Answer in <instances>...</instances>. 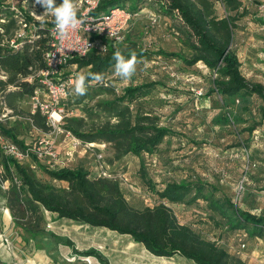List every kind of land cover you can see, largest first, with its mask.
Segmentation results:
<instances>
[{
  "label": "rangeland",
  "instance_id": "374dc122",
  "mask_svg": "<svg viewBox=\"0 0 264 264\" xmlns=\"http://www.w3.org/2000/svg\"><path fill=\"white\" fill-rule=\"evenodd\" d=\"M208 1L217 18L235 14L229 13L218 0ZM6 4L10 9L23 6L37 17L46 11H42L35 0L32 6L28 5V0H6ZM126 5L131 6V2ZM135 5L137 16L126 28L124 40L119 46L124 50H147L153 52L152 56L137 63L130 79L121 80L113 68L103 76L102 82L94 81L87 86L83 96L75 95L73 87L63 103L66 113L61 130L94 136L93 141L78 138L82 144L74 148L63 134H55L53 129L43 132L36 128L31 120L30 101L25 97L16 102V109L6 119L0 120V124L5 129H11L27 148L33 149L40 138L48 141L55 158L38 161L48 169L83 167L93 179L100 168L96 158V154L100 153L102 165L111 175L105 180L116 182L127 202L136 209L159 203L156 195L149 192L140 178L142 162L158 189L169 181L199 178L213 184L219 195L231 196L242 210L264 216L262 99L253 96L246 103L236 101V104L226 107L222 98L208 92L212 89V80L216 78L214 71L202 62L186 67L177 59L158 54L159 51L177 52L187 58L193 54L188 46L191 41L185 35L180 20L165 15V5L159 0H141ZM263 5L264 0H242V8H246L248 14L237 21L232 45L241 58L252 54L258 58L264 52V24L257 21L264 19ZM52 17L49 13L41 16L39 21L50 22ZM152 17L155 19L153 25L150 23ZM5 22L7 20L3 17ZM16 28L12 31L14 34L19 26ZM27 32L25 40L34 37L33 31ZM74 72L77 76L84 70L76 68ZM142 84L149 86L143 95L131 103L119 101L125 87ZM198 90H201V96L196 95ZM243 106L249 111L244 112ZM5 108L8 107L0 95V115L5 113ZM228 115L241 120L226 124L224 118ZM144 116L150 117L155 125L167 127L173 132L152 154L142 153L141 157H136L127 152L123 138L111 137L110 140L107 137L127 120L134 123L136 117ZM255 124L262 125L253 133L246 131ZM0 136L5 137L1 133ZM90 142L104 143L105 148L98 152L97 148L85 149L83 145ZM19 163L33 172L41 183L55 189H67V183L52 180L44 174L32 155ZM12 172L13 181L0 165L1 264H100L93 257L80 255V252L91 248L99 251L109 264H194L179 256L154 257L140 244L133 243L129 236L61 220L44 210H41L43 221L37 220V216L24 209L28 197L19 189L20 183L13 168ZM167 206L180 224L225 249L233 260L264 264V239L251 238L246 234L247 248L237 253L238 239L247 232L241 231L240 234L239 231H230L224 223L216 224L218 219H211L204 202L198 201L189 206L167 203ZM38 231L44 233L37 235L36 239L29 236L31 232ZM47 233L69 240L73 248L56 244Z\"/></svg>",
  "mask_w": 264,
  "mask_h": 264
},
{
  "label": "trees",
  "instance_id": "16d2710c",
  "mask_svg": "<svg viewBox=\"0 0 264 264\" xmlns=\"http://www.w3.org/2000/svg\"><path fill=\"white\" fill-rule=\"evenodd\" d=\"M76 0H74L75 2ZM138 1L141 0H101L91 15L99 18L109 10L116 7L127 8L132 14ZM165 5V15L175 17L183 24L184 33L190 39L188 46L193 53L187 58L181 53H167L159 51L158 54L177 59L186 67H192L202 62L209 70L214 71L216 78L212 80V89L209 94H216L223 99L224 104H236L239 100L246 103L253 96H258L264 103V85L249 82L241 70L239 55L233 49L234 31L238 27L237 21L248 14L242 8L241 0H218L229 13L226 17L217 18L213 15L212 5L208 0H159ZM131 2V6L126 5ZM34 0H28L32 6ZM62 0H56L57 6ZM133 4V5H132ZM41 10L45 11L42 5ZM243 9L240 11V9ZM17 17L32 26L35 35L30 41L24 40L18 49H12L6 41L14 36L17 29ZM3 17L7 22L3 23ZM47 20L35 21L29 10L23 6L10 9L6 0H0V95L10 110L16 109V102L22 98H29L33 88L39 83L37 79L31 82L27 78L44 66V54L48 49L47 35L52 23ZM264 24V19H259ZM119 50L126 58L132 52L136 53L137 61L148 60L153 52L140 49L124 50L121 46L109 45L106 53L100 54L96 50L90 51L84 58H76L70 62L77 69L84 70L85 74L99 73L103 76L114 68L113 54ZM95 80L88 79L86 87ZM148 84L129 85L123 89L119 101L131 103L143 95ZM244 112L249 109L242 107ZM264 116V106L261 109ZM32 124L43 132L50 127L45 118L38 112L31 115ZM135 122L129 120L122 123L114 133L107 137H121L125 140L127 152L136 157L142 153L152 154L162 143L165 137L173 134L164 126H157L151 118L136 117ZM241 119L228 115L224 118L226 124L236 123ZM262 124H255L246 131L253 133ZM0 133L26 149L24 142L18 140L11 129H5L0 124ZM76 138L93 141L94 136L79 134L74 131ZM38 168L52 180L67 183V189H55L49 184L38 181L27 167L14 159L5 156L0 147V165L2 170L13 181L14 174L20 183L19 189L28 197L24 209L43 221L41 210L55 214L59 219H66L81 225L93 228H103L118 235L129 236L133 243L140 244L154 257L172 258L179 256L190 260L194 264H245L241 260H233L229 253L219 248L214 242L203 239L198 233L186 225H182L172 213L169 204L193 205L198 201L206 204V210L212 215V220L218 219L216 224H225L230 231H246L251 238L264 239V216L242 210L229 195H219L217 188L199 178L179 182L169 181L158 189L155 182L148 176L143 163L139 167V175L150 193L156 195L159 203L153 207L136 209L127 202L116 182L104 178L90 179L89 173L83 167L73 169L62 167L48 169L38 164ZM216 216V217H214ZM30 232V231H29ZM44 232H31L30 237L35 238ZM243 234V233H242ZM56 244L70 246L69 240L47 233ZM75 253H79L76 252ZM83 257H93L100 264H109L107 259L95 249L80 252ZM1 264V262H0Z\"/></svg>",
  "mask_w": 264,
  "mask_h": 264
},
{
  "label": "built area",
  "instance_id": "2783aa9c",
  "mask_svg": "<svg viewBox=\"0 0 264 264\" xmlns=\"http://www.w3.org/2000/svg\"><path fill=\"white\" fill-rule=\"evenodd\" d=\"M101 0H76L75 5L78 9L77 16L83 22L77 26V28L71 30L68 39L61 42L56 35L55 21L52 23L48 35L47 45L48 49L44 54V66L34 71L27 80L29 82L32 79L38 80V85L33 88L32 94L28 98L30 101L31 115L38 112L45 118L46 124L53 129L55 134H63L68 139L72 146L75 148L81 145V141L73 136L69 131L61 130V122L65 116V108L63 103L70 95L72 88L74 87L73 81L76 78L74 70L75 65L70 62L76 58H84L87 54L96 50L97 53L104 54L107 51L109 45L117 46L124 40V32L129 26L131 20L137 16L132 14L127 8L116 7L109 10L99 18H94L91 13L96 9ZM245 1V0H243ZM264 13V5L261 8ZM30 15L35 21H39L41 16H34L30 12ZM19 29L15 32L14 36L6 41V44L12 49H18L22 42L28 37V32L32 31V26L27 25L21 17H17ZM3 22V20H1ZM151 25L155 23V19L151 18ZM31 38H37L30 36ZM65 49L63 56L58 49ZM55 55L53 56V54ZM74 67L73 69H70ZM216 75V74H215ZM197 96H201V90L196 91ZM239 103V100H237ZM5 113L0 115V120L6 119L11 115L12 110L9 108L4 109ZM55 113V117L50 119V114ZM0 147L5 156L14 159L16 162L22 161L24 158L30 155L34 156L37 161H41L45 158H55V154L52 151V147L48 141L40 138L38 143L34 145L33 149L27 148L21 149L18 145L13 143L6 137L0 136ZM85 149L92 150L97 148V152L105 148L104 143H85L83 145ZM69 154V153H67ZM97 162L100 166L97 170L96 178L110 179L111 175L106 170L101 162V154H96ZM20 164V163H19ZM238 239V251L241 253L247 248L246 234ZM245 238V239H244ZM7 242L6 239H4Z\"/></svg>",
  "mask_w": 264,
  "mask_h": 264
},
{
  "label": "clouds",
  "instance_id": "9594fccd",
  "mask_svg": "<svg viewBox=\"0 0 264 264\" xmlns=\"http://www.w3.org/2000/svg\"><path fill=\"white\" fill-rule=\"evenodd\" d=\"M36 4L42 5L46 10L43 15L52 14L55 18V28L56 35L59 37L61 42L68 39L71 30L77 28L83 21L77 16V7L74 0H62V3L57 6L56 0H35ZM63 48L57 51L63 56ZM55 53L53 54V56ZM113 59L115 60L114 72L115 75L121 78V80H128L136 71V65L138 63L136 53L132 52L130 58H126L122 53L117 50L113 54ZM95 80L97 82H102L103 75L99 73H89L85 74L80 72L77 74L74 83L73 92L77 96H83L86 94V80ZM55 117V113L50 114V119Z\"/></svg>",
  "mask_w": 264,
  "mask_h": 264
},
{
  "label": "crops",
  "instance_id": "0c3cea01",
  "mask_svg": "<svg viewBox=\"0 0 264 264\" xmlns=\"http://www.w3.org/2000/svg\"><path fill=\"white\" fill-rule=\"evenodd\" d=\"M134 19L135 17L131 21H133ZM239 58L241 62V70L246 79L251 83H258L264 85V52L263 54H260L258 58L256 57V55L254 56L253 54L246 57L244 56L243 58L239 56Z\"/></svg>",
  "mask_w": 264,
  "mask_h": 264
}]
</instances>
